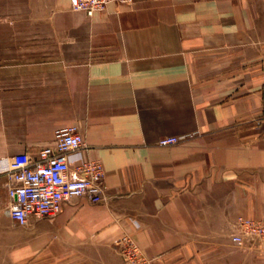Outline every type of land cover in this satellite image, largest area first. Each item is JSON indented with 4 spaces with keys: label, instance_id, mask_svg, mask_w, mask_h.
<instances>
[{
    "label": "crops",
    "instance_id": "crops-1",
    "mask_svg": "<svg viewBox=\"0 0 264 264\" xmlns=\"http://www.w3.org/2000/svg\"><path fill=\"white\" fill-rule=\"evenodd\" d=\"M70 124L103 198L19 225L0 171L13 264H126L123 234L153 264H264V240H232L264 225V0H0V166Z\"/></svg>",
    "mask_w": 264,
    "mask_h": 264
},
{
    "label": "built area",
    "instance_id": "built-area-1",
    "mask_svg": "<svg viewBox=\"0 0 264 264\" xmlns=\"http://www.w3.org/2000/svg\"><path fill=\"white\" fill-rule=\"evenodd\" d=\"M111 1L128 0H69L72 10L83 11L88 16L102 11ZM178 136L162 137L158 144L169 146L179 142ZM84 139L76 124L64 125L54 130L50 144L40 147L34 154L21 152L5 158L0 171L10 175L7 188V213L19 225H27L30 218H53L64 202L86 197L95 204L102 200L104 169L96 159L82 155ZM232 235L236 244L246 240H264V225L256 220L239 216ZM114 244L126 264H153L128 235H121Z\"/></svg>",
    "mask_w": 264,
    "mask_h": 264
},
{
    "label": "rangeland",
    "instance_id": "rangeland-1",
    "mask_svg": "<svg viewBox=\"0 0 264 264\" xmlns=\"http://www.w3.org/2000/svg\"><path fill=\"white\" fill-rule=\"evenodd\" d=\"M7 211V210H6ZM0 264H13L11 257L7 253L0 252ZM20 264H37V262L32 261H24L23 263Z\"/></svg>",
    "mask_w": 264,
    "mask_h": 264
}]
</instances>
